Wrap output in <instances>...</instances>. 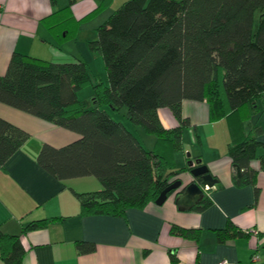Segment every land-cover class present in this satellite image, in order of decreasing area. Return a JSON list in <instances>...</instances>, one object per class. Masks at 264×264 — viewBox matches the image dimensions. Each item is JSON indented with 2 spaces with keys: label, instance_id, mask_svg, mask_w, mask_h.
<instances>
[{
  "label": "trees",
  "instance_id": "1",
  "mask_svg": "<svg viewBox=\"0 0 264 264\" xmlns=\"http://www.w3.org/2000/svg\"><path fill=\"white\" fill-rule=\"evenodd\" d=\"M75 1L44 19L57 44L74 39L79 24L112 0H101L81 19L71 13ZM96 33L88 47L101 57L105 80L94 76L88 102L77 97L78 90L92 83L82 58L52 62L13 52L0 75L1 104L78 135L60 147L42 144L35 160L57 180L96 178L99 189L76 193L80 215L121 216L128 208H143L182 169H190L169 167L164 154L146 148L105 107L115 112L124 108L126 121L155 137L162 151H178L183 149V130L190 126L182 102H205L210 122L228 119L234 184H254L257 171L251 161L264 172V154L257 155L264 148L259 139L263 130L255 123L244 133L242 124L264 111V0H126ZM160 109H168L177 124L165 128ZM27 138V132L0 117V168ZM207 203L203 196L193 209ZM55 219L34 220L25 229ZM170 231L194 236L193 230L177 226ZM216 235L224 241L244 233L228 223ZM76 247L80 252L93 249L86 242ZM24 251L18 235L0 229L4 264H22ZM170 259L176 262L174 254Z\"/></svg>",
  "mask_w": 264,
  "mask_h": 264
},
{
  "label": "crops",
  "instance_id": "2",
  "mask_svg": "<svg viewBox=\"0 0 264 264\" xmlns=\"http://www.w3.org/2000/svg\"><path fill=\"white\" fill-rule=\"evenodd\" d=\"M100 1L76 0L71 13L78 19ZM67 2L0 0V75L13 52L52 62L84 60L83 49L79 50L72 41L90 38L84 39L82 34L57 44L44 22L45 17ZM158 114L165 128L177 124L168 109H160ZM263 114L264 111L255 114L243 122L242 128L247 133L253 124L261 126L263 135L259 139L264 143V122L259 119ZM182 115L190 123L182 133L183 149L162 151L155 137L148 149L164 154L173 169L185 168L189 161L205 165L217 180L211 188L202 189L207 205L197 210L179 207L174 202L176 191H172L161 205L154 202L143 208H128L121 216L80 215L76 193L99 189L96 178L57 180L35 160L42 144L60 147L78 135L0 103V117L28 134L0 168V229L19 236L25 250L22 264H217L221 260L230 264H264V172L253 160L250 166L257 171L254 184L235 185L227 155V146L233 141L228 119L210 122L203 101L184 100ZM185 133L188 145L184 144ZM259 154H264V148L257 150ZM177 179L185 185L193 177L189 169H182ZM51 217L56 219L25 229L34 220ZM228 223L244 235L219 241L216 232ZM171 226L191 229L194 236L174 235ZM78 242L90 243L93 249L80 252ZM170 254L175 255L176 262H171ZM0 264L4 263L0 260Z\"/></svg>",
  "mask_w": 264,
  "mask_h": 264
},
{
  "label": "rangeland",
  "instance_id": "3",
  "mask_svg": "<svg viewBox=\"0 0 264 264\" xmlns=\"http://www.w3.org/2000/svg\"><path fill=\"white\" fill-rule=\"evenodd\" d=\"M126 0H112L111 3L109 4V6L103 10L101 13H97L95 16H92L90 19L83 21L79 24V30L80 32H78V38L81 37V35L85 38H90V40H92V38L94 39L97 36L96 33V28L98 27L99 24H101L106 18L107 16L112 13L120 4H122V2H124ZM84 17V16H82ZM82 17L78 18L81 19ZM256 17H255V21H254V25L253 27H256ZM71 41V40H69ZM68 42V41H67ZM66 43V42H65ZM72 43H76L77 45H79V50L83 49L81 52V54H83V58L84 60H86V64H87V68L89 70V72L91 73V77H92V83L91 84H87L84 87H82L80 90H78L77 92V97L79 99L84 100L85 102L89 101V96L92 92V84L94 82V76H97L99 78H102L103 80H105V70H104V66H103V62L100 56H97L95 54H93V52L89 49L88 47V41L86 40H74L72 41ZM81 43L84 44L85 46H81ZM66 45V44H64ZM86 48V50L84 49ZM106 111L109 112L114 118L119 119L121 121H123L124 123H126V126L131 129L133 132H135V135H137L138 139L141 141V143L146 147V148H151L152 147V140L154 139L153 136H148L146 135L140 128L138 127H134L131 124H129L125 117V109L121 108V110L118 111H112L110 108L105 107ZM259 119H261L262 122H264V114L261 115L259 117ZM137 129V131H139L137 133V131L135 130ZM149 139V140H147ZM152 139V140H151ZM184 144H187V135L186 133L184 134Z\"/></svg>",
  "mask_w": 264,
  "mask_h": 264
},
{
  "label": "water",
  "instance_id": "4",
  "mask_svg": "<svg viewBox=\"0 0 264 264\" xmlns=\"http://www.w3.org/2000/svg\"><path fill=\"white\" fill-rule=\"evenodd\" d=\"M186 155L189 154L187 153ZM188 166L190 167L189 173L192 175L193 179L185 185H182L179 179L168 184L155 199V204L161 205L171 191H176L174 202L179 207L190 209L200 204L204 195L202 189L211 188L216 184L217 180L208 173L205 165H196L195 163L193 166L191 161H189ZM236 170L238 176V168H236Z\"/></svg>",
  "mask_w": 264,
  "mask_h": 264
},
{
  "label": "built area",
  "instance_id": "5",
  "mask_svg": "<svg viewBox=\"0 0 264 264\" xmlns=\"http://www.w3.org/2000/svg\"><path fill=\"white\" fill-rule=\"evenodd\" d=\"M217 264H230V263H228L226 260H221Z\"/></svg>",
  "mask_w": 264,
  "mask_h": 264
},
{
  "label": "clouds",
  "instance_id": "6",
  "mask_svg": "<svg viewBox=\"0 0 264 264\" xmlns=\"http://www.w3.org/2000/svg\"><path fill=\"white\" fill-rule=\"evenodd\" d=\"M194 166V165H193ZM262 230H264V229H262Z\"/></svg>",
  "mask_w": 264,
  "mask_h": 264
}]
</instances>
